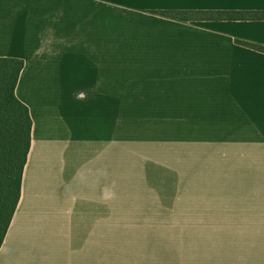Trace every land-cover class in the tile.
<instances>
[{
    "label": "crops",
    "instance_id": "obj_1",
    "mask_svg": "<svg viewBox=\"0 0 264 264\" xmlns=\"http://www.w3.org/2000/svg\"><path fill=\"white\" fill-rule=\"evenodd\" d=\"M154 10L264 11V0H0V57L25 60L16 94L33 119L0 264L97 253L114 192L116 87L129 94L132 78H157L168 62L183 65L172 90L213 151L202 264H264V52L237 42L264 45V19L181 22Z\"/></svg>",
    "mask_w": 264,
    "mask_h": 264
},
{
    "label": "rangeland",
    "instance_id": "obj_2",
    "mask_svg": "<svg viewBox=\"0 0 264 264\" xmlns=\"http://www.w3.org/2000/svg\"><path fill=\"white\" fill-rule=\"evenodd\" d=\"M158 65L163 75L132 78L131 93L116 87L111 212L83 264H202L204 163L213 151L194 132L201 125L184 92L172 90L183 65Z\"/></svg>",
    "mask_w": 264,
    "mask_h": 264
},
{
    "label": "trees",
    "instance_id": "obj_3",
    "mask_svg": "<svg viewBox=\"0 0 264 264\" xmlns=\"http://www.w3.org/2000/svg\"><path fill=\"white\" fill-rule=\"evenodd\" d=\"M151 13L181 22L199 20H263L264 11L154 10ZM264 52V45L237 39ZM25 60L0 57V248L22 195V181L32 143L33 119L16 88Z\"/></svg>",
    "mask_w": 264,
    "mask_h": 264
}]
</instances>
